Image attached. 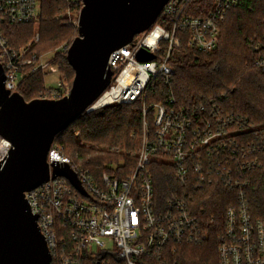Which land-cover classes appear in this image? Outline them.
<instances>
[{
    "label": "built area",
    "instance_id": "1",
    "mask_svg": "<svg viewBox=\"0 0 264 264\" xmlns=\"http://www.w3.org/2000/svg\"><path fill=\"white\" fill-rule=\"evenodd\" d=\"M64 1L66 8L61 12L70 15L80 10V15L83 0ZM241 3L169 0L149 29L111 54V84L88 112L142 101L138 160L129 175L105 172L96 176L89 168L72 163L59 143H52L49 180L25 193L50 246L51 264H178L182 246L206 242L212 233L216 235L217 264H264V217L253 214L247 197L250 175L259 159L234 129L242 120L223 114L215 99L178 106L170 89L164 101L153 105L146 101L148 91L161 82L170 86L174 51L183 43L204 53L215 50L223 23ZM42 7L43 0H0V62L11 92L18 91L28 73L43 72L48 63L34 48L39 37L16 47L4 28L35 23ZM142 49L155 57L140 60ZM255 64L264 72V52ZM11 146L0 134V164ZM154 160L170 167L175 184L162 202L149 171ZM68 162L86 195L67 178L52 174V164ZM205 187L232 191L223 223L218 221V208L204 223L206 208L195 203Z\"/></svg>",
    "mask_w": 264,
    "mask_h": 264
},
{
    "label": "trees",
    "instance_id": "2",
    "mask_svg": "<svg viewBox=\"0 0 264 264\" xmlns=\"http://www.w3.org/2000/svg\"><path fill=\"white\" fill-rule=\"evenodd\" d=\"M66 8L64 0H43L39 19L40 42L34 45L40 54L48 45L57 46L62 41H72L74 27L56 15ZM35 23L7 25L4 29L12 45L20 47L32 37ZM46 43L39 48L40 43ZM48 44V45H47ZM257 47H259L257 49ZM264 52V0H242L233 9L221 27L218 46L210 53L188 48L186 43L174 51L172 64L174 75L169 87L162 82L150 89L146 101H164L172 91L178 106L199 105L215 99L225 115L242 123L235 124V131L244 144L251 145L259 159L257 169L250 175L251 183L247 197L253 214L264 217V72L255 64ZM55 61L62 68L74 71L68 62L67 51L57 52ZM75 72V71H74ZM42 71L28 73L18 87L29 101L43 92ZM143 102L109 105L84 113L69 127L60 131L55 142L71 158L96 176L117 171L119 176L132 171L137 161L124 152L111 153L106 148L139 149L143 123ZM237 122V121H236ZM255 127V130L251 129ZM258 129V134H257ZM78 132V135L76 134ZM135 136H131V133ZM149 171L152 175L156 197L164 201L174 188L172 171L161 161H153ZM111 164L115 168L110 167ZM114 174V173H113ZM118 175V174H117ZM232 191L224 188L205 187L198 192L196 207L206 208L204 223L217 212L218 221L223 223L224 212L231 204L228 198ZM233 192V196H234ZM220 210V211H219ZM208 229L211 227L208 225ZM216 235L211 234L206 242L181 247L178 264H217Z\"/></svg>",
    "mask_w": 264,
    "mask_h": 264
},
{
    "label": "water",
    "instance_id": "3",
    "mask_svg": "<svg viewBox=\"0 0 264 264\" xmlns=\"http://www.w3.org/2000/svg\"><path fill=\"white\" fill-rule=\"evenodd\" d=\"M168 1L83 0L78 35L67 51L75 77L61 98L27 101L11 92L0 62V134L12 143L0 164V264H51L50 246L25 193L49 180L48 153L56 136L87 113L111 84V54L149 29ZM138 56L147 61L155 54L142 49ZM52 174L87 194L69 162L52 164Z\"/></svg>",
    "mask_w": 264,
    "mask_h": 264
},
{
    "label": "rangeland",
    "instance_id": "4",
    "mask_svg": "<svg viewBox=\"0 0 264 264\" xmlns=\"http://www.w3.org/2000/svg\"><path fill=\"white\" fill-rule=\"evenodd\" d=\"M79 11H76V10L72 11L71 14L69 15L65 10V11L59 13L60 18L57 17L58 14L56 15L57 19H61L62 21L65 20L66 23H70L71 26L74 27L75 30H77L75 32V36L72 38V41L78 35V24L77 23H78V19H79ZM39 19H36V21H35V26L33 28L34 31L32 33V37L30 38V40L34 39L35 37H40ZM225 22H226V20H225ZM30 40H28V41H30ZM72 41L71 42L62 41L57 46H52L53 44H51V47L47 44L49 48H44L42 50V52H40V55L43 56L45 62L47 61L48 66L43 71V74H44L43 92H41L40 94L37 95V97H34L32 99H35V98L56 99V98H61L70 92V90L72 88L73 80L75 77V75H74L75 72L72 70L70 71V70L66 69L65 66H64V68H62L61 65L58 63V61H55L54 59H55V54L57 52H63L65 50L68 51V48L70 47ZM45 44L46 43H44V42L42 43V41H41L39 48L42 45L45 47L46 46ZM40 49H42V47ZM32 99H29V101ZM147 103H148V105H153L155 103V101H153V100H151V98H149L147 100ZM76 134L78 135V132ZM131 136H133V137L135 136L134 132L131 133ZM140 147H141V145L139 146V149H134V148L120 149V148H115V147L111 148L110 147V148H106V150L108 152H111V153H119V152L122 153V152H124L126 155L128 154L130 156H134L136 158V161H137L138 155H139V152L141 149ZM78 164H80V163H78ZM110 167L115 168V165L111 164ZM134 168H135V165H134L132 171L126 173L125 175L131 174L133 172ZM113 173L120 175L119 173H117V171H113L112 174Z\"/></svg>",
    "mask_w": 264,
    "mask_h": 264
}]
</instances>
